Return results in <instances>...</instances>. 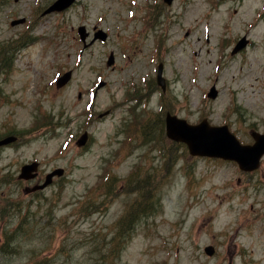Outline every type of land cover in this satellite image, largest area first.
Wrapping results in <instances>:
<instances>
[{
  "label": "rangeland",
  "instance_id": "1",
  "mask_svg": "<svg viewBox=\"0 0 264 264\" xmlns=\"http://www.w3.org/2000/svg\"><path fill=\"white\" fill-rule=\"evenodd\" d=\"M85 1L88 15L76 7L42 17L20 40L0 7V138L20 136L0 146V241L30 207L44 256L67 234L85 242L79 249L70 242L56 264H99L103 253L90 256L87 241L121 228L129 238L120 257L104 264H264V159L245 172L234 161L193 156L166 133L168 112L230 124L241 137L264 131V0H177L151 21L141 12L131 17L132 0ZM81 23L103 28L108 40L85 49ZM244 36L250 43L232 54ZM15 40L24 48L11 62ZM159 62L166 92L155 81ZM64 73L66 86L46 87ZM214 83L219 93L210 98ZM34 159L43 162L41 177L65 169L38 193L28 192L36 181L18 180Z\"/></svg>",
  "mask_w": 264,
  "mask_h": 264
},
{
  "label": "water",
  "instance_id": "2",
  "mask_svg": "<svg viewBox=\"0 0 264 264\" xmlns=\"http://www.w3.org/2000/svg\"><path fill=\"white\" fill-rule=\"evenodd\" d=\"M66 75L62 82L69 79ZM168 134L175 138L186 141L193 154H211L220 155L227 158H234L240 161L243 166H258V161L264 153V135L257 137V143L254 146H242L233 137L228 134L225 127L210 128L206 124L197 126L187 125L186 132H182L177 126L168 120ZM226 143L225 145V142ZM212 253L213 249L207 248Z\"/></svg>",
  "mask_w": 264,
  "mask_h": 264
},
{
  "label": "trees",
  "instance_id": "3",
  "mask_svg": "<svg viewBox=\"0 0 264 264\" xmlns=\"http://www.w3.org/2000/svg\"><path fill=\"white\" fill-rule=\"evenodd\" d=\"M144 209L146 210V207ZM36 231L38 230L35 229L34 224L25 222V220H20L19 225L13 230L12 233L6 236L5 241L0 246V264H13L14 261H16L17 264H54V258L44 256V251L36 252L40 243L39 241L35 242V239L33 238V233ZM26 239L28 244H31V254L28 256H23L21 261H17L18 254L20 252L26 251L23 250V248L27 243L22 241ZM104 242V237L97 241L96 245L100 243V248L98 251H100L101 248H104ZM115 244L116 241L110 248L103 250L102 260L99 264H104L106 259L113 261L114 259H118L120 257V254L117 252L118 247L115 246ZM4 258L7 260V262L3 261Z\"/></svg>",
  "mask_w": 264,
  "mask_h": 264
},
{
  "label": "flooded vegetation",
  "instance_id": "4",
  "mask_svg": "<svg viewBox=\"0 0 264 264\" xmlns=\"http://www.w3.org/2000/svg\"><path fill=\"white\" fill-rule=\"evenodd\" d=\"M14 4L16 5V17H22L25 18V22L21 24L20 26H24L29 24V18L36 17L38 15V11L44 10L48 7L49 3L53 0H43V2H40L41 0H13ZM55 1V0H54ZM80 0H77L76 4ZM85 1V0H82ZM40 2V3H39ZM51 2V3H52ZM50 3V5H51ZM19 4V5H17ZM88 8V5H83L82 9L83 11Z\"/></svg>",
  "mask_w": 264,
  "mask_h": 264
}]
</instances>
